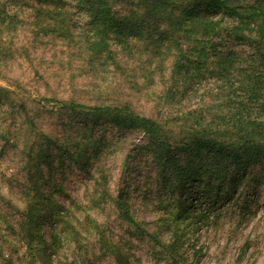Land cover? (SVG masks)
<instances>
[{"label": "rangeland", "instance_id": "374dc122", "mask_svg": "<svg viewBox=\"0 0 264 264\" xmlns=\"http://www.w3.org/2000/svg\"><path fill=\"white\" fill-rule=\"evenodd\" d=\"M37 1L0 0V19L10 23L8 29L0 28L5 56L0 57V264H30L21 229L30 209L40 224L44 248L53 246L46 264H118L102 250L101 236L118 248L126 264H264L260 167L254 171L258 184L239 181L219 207L211 208L188 193L191 214L207 212L210 219L189 229L190 240L172 262L147 234L170 241V234L157 227L168 218L177 195L171 196L164 185L159 162L142 150L145 137L103 123L85 126V116L64 109L70 104L127 106L158 122L174 124L190 112L209 121L227 111L225 85L209 78L175 84L173 55L161 64L143 54L139 44L126 51L114 47V62H93L84 49L87 17L74 0H56L65 4L68 34L65 27L62 34L52 32L53 23L37 12L47 10L46 4ZM224 24L235 22L226 18ZM215 119L214 124L219 122ZM34 134L48 136L55 144L48 165H41L42 177L33 168L35 157L23 151ZM39 140L34 137V143ZM78 149L80 159L74 157ZM120 191L129 195L143 232L119 219L114 202ZM49 201L62 202L64 210L43 215ZM39 246L35 241L34 247ZM33 264H43L36 254Z\"/></svg>", "mask_w": 264, "mask_h": 264}, {"label": "trees", "instance_id": "16d2710c", "mask_svg": "<svg viewBox=\"0 0 264 264\" xmlns=\"http://www.w3.org/2000/svg\"><path fill=\"white\" fill-rule=\"evenodd\" d=\"M37 1V0H36ZM76 9L86 17L84 49L91 61L114 62V47L121 51L139 44L143 54L158 59L172 56L173 83H199L209 78L225 85L223 108L227 111L207 121L187 113L174 124L158 122L134 113L129 107H84L70 104L64 109L86 117L85 126L103 123L113 128L141 133L147 140L142 148L158 162L164 185L168 186L173 209L161 219L158 231L170 234L164 243L157 234L148 237L172 262L190 240L198 223H207L206 213L191 214L188 193L200 202L219 207L223 197L233 192L239 181L259 183L264 173V0H74ZM47 10H38L53 23L52 32L62 34L68 14L65 4L56 0H38ZM50 4H54L51 6ZM235 22L225 26V19ZM0 19V28L10 23ZM62 27V28H61ZM225 37V40L222 38ZM241 46L245 50L237 51ZM6 56L9 54L4 52ZM174 53V54H173ZM0 57L5 58L0 51ZM80 111V112H78ZM216 118V119H215ZM217 120L218 123L213 122ZM30 136L23 151L35 157L33 168L43 176L42 163L48 165V152L54 142L48 136ZM34 137H40L34 143ZM34 144V145H33ZM74 157L80 159L78 149ZM31 161L33 158L30 159ZM249 180V181H247ZM62 186L57 189L61 192ZM225 189L221 192V189ZM195 191V192H194ZM129 195L120 191L114 202L119 219L136 231H142L131 211ZM47 202L43 215H58L63 203ZM49 210V211H48ZM40 224L30 209L21 224L26 240L25 258L33 264L35 254L43 264L49 249L38 233ZM94 229L99 230L98 226ZM54 240L55 237L53 236ZM39 243V248L34 243ZM102 250L118 264H126L116 246L100 237ZM55 245V244H54ZM57 248V245L55 246Z\"/></svg>", "mask_w": 264, "mask_h": 264}]
</instances>
